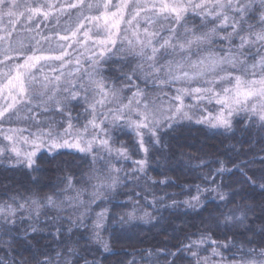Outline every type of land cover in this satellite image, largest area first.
Instances as JSON below:
<instances>
[{"label":"snow or ice","instance_id":"1","mask_svg":"<svg viewBox=\"0 0 264 264\" xmlns=\"http://www.w3.org/2000/svg\"><path fill=\"white\" fill-rule=\"evenodd\" d=\"M19 7L17 0H0V16L6 15L12 18L17 15L15 9ZM28 12L33 15L39 14L48 18L50 12L41 11L39 8L33 9L25 5ZM55 5H49V8ZM79 9L80 13L77 17L78 25L74 31H71V37H75L81 28L85 25L83 20L89 23L103 20V28L107 33L104 39L96 41L102 46L99 52H93L95 59L93 64L98 65L102 60H111L112 56L108 55L115 46L114 36L119 30L120 24L129 25L132 30L134 39H127L126 56L124 59L127 64H135V67L125 72L121 68V76L116 79L123 84V88H134L135 91L131 96L127 97V103L123 102L120 93L123 88L117 87L115 83L109 84L105 77L100 75L97 68H93L92 72H87L89 82L92 87L84 83L79 86L73 84L72 89H66L67 96L62 98L55 95L58 88L52 89L51 94L47 91L35 93L34 85L38 82L37 77L32 69H36L42 60L57 59L62 60L63 55L44 56V55H28L22 62L15 65L12 75V69L3 73L4 82L0 83V95L7 93V99L11 103L0 106V120L7 118L11 120L13 117L19 119L17 115L23 105V110L32 113L25 119L33 121L36 125L46 124L47 131L41 128L39 131L29 133L24 136L26 129H10L9 135H5L4 139L12 144L9 149L8 145L0 148V155H4L5 151L10 150L16 157L23 156L18 163H24L29 169L33 168L36 163L34 157L37 153L47 148L49 152L57 149L70 148L81 153L92 155V164L104 162L105 167L97 169L91 168L92 175L89 180L95 179L97 184L92 185L95 191L92 195L95 197L100 193L101 188L114 190L120 181L118 175L121 169L115 167L111 157L115 153L116 158L129 159L128 149L124 146L114 148L113 136L110 129L124 130L130 128L135 131L140 144V150L144 152V158L135 161L138 166L137 172H144L147 166V156L149 146H146L144 135L151 134L156 138L155 142L159 143L157 137V128L161 121L157 119L156 111L150 107V103L145 100L146 93L135 81L143 77L145 85L151 82L153 85H168L175 87V92L171 96L173 104L169 105L171 115L166 116L170 122L179 119H192L186 108H192L201 102L220 105L218 114L211 117H202L197 123H209L212 127H222L226 130L232 127V117L241 112L250 113L256 117L264 128V0H132L131 7L129 0H118L113 3L112 0H104L103 4L97 0L96 3H85V0H74L72 3L60 6V11L64 8ZM103 8L99 16L85 15L84 10L87 8ZM112 9H115L114 11ZM128 12L130 19H125V12ZM24 15L23 12L19 13ZM31 16L28 17L31 20ZM255 21V23H253ZM83 35L85 39H90L87 32ZM2 39V37H0ZM68 35L60 36V40H69ZM70 46V45H69ZM118 51H124L119 49ZM24 56V53H18V57ZM11 57H6L10 59ZM130 58V59H129ZM91 59V57H90ZM79 63V61H77ZM127 66V65H125ZM99 77V78H97ZM59 80V77H56ZM43 84L45 89L51 81L45 77ZM217 84L221 87L217 89ZM163 91V88L161 89ZM91 92V98L89 97ZM167 95V93H165ZM81 97L87 105L85 112L88 115L85 123L77 128L73 123L71 111L68 104L70 101L80 102ZM185 97H191L196 104H185ZM35 101V104L33 103ZM54 105V107H50ZM109 105H113L109 107ZM58 113L62 120L48 119L41 121L38 116L41 112ZM133 114L137 117L133 119ZM255 123V121H253ZM66 124L67 127L63 131H57L56 125ZM171 127V123L168 124ZM142 130H147L144 132ZM19 134V138L25 144L30 146L29 150L21 153V151L13 143L14 136ZM118 139V137H117ZM106 155H101L100 153ZM252 162L243 165L244 168L249 167ZM38 171V169H35ZM237 170H241L237 166ZM219 172L227 171L223 166ZM247 177V173H243ZM249 182L255 183L251 177H247ZM264 180V177L261 178ZM156 183V181H152ZM161 184L165 181L161 180ZM264 187V183L261 184ZM219 186H217L218 188ZM67 188H73L71 178L68 179ZM197 186V193H202ZM208 192H215L217 189L208 188ZM82 191H77V196L67 198L68 208H77L83 205L84 201L80 199ZM54 195H47L43 203L39 199L29 197L24 203H7L6 206L0 205V230L6 235L12 236L18 227V223L25 219H32L31 213L28 217L20 216L18 213L25 210V206L35 205V217L38 220L41 215L40 209L52 208L59 211H66L63 207L65 201L57 203ZM221 200L225 199L223 193H219ZM16 201V197L12 198ZM197 204L200 203V195L192 198ZM30 201V203H29ZM175 203V201H173ZM189 207H195L190 201H185ZM87 210L81 212L79 216L73 219L74 214H68L65 217L60 215L50 217L52 226L56 228V232L65 231L60 225H67L66 231L70 234L74 227L83 226V220L86 217ZM146 217L148 213L144 214ZM104 213L97 216L96 228L103 223ZM123 219V218H122ZM128 219H135L133 213L128 214ZM224 221H239V226H243L241 217H233L224 214ZM127 222V221H125ZM29 227L33 232L37 231L35 224ZM97 237L99 236L96 233ZM27 231H25V237ZM210 240V237L202 236L199 240H193L190 244L183 245L178 251L188 250L196 259V264H201L202 258L199 256V245ZM216 245L215 240H211ZM234 242H227L212 248V256H220L219 248L236 247ZM107 250V245H105ZM242 251V249H241ZM68 252L75 255V248H69ZM256 249L249 248L248 254L255 255ZM175 256V253H171ZM259 255L264 258V247L259 251ZM60 253H57L59 258ZM211 258L204 257L203 264H210ZM14 264V262H13ZM21 264H24L21 261ZM42 264H53L51 259H47ZM65 264H70V260L66 257ZM85 264H89L85 261ZM221 264H224L222 261ZM226 264H264V259L259 261L248 259L237 261L235 257Z\"/></svg>","mask_w":264,"mask_h":264},{"label":"trees","instance_id":"2","mask_svg":"<svg viewBox=\"0 0 264 264\" xmlns=\"http://www.w3.org/2000/svg\"><path fill=\"white\" fill-rule=\"evenodd\" d=\"M124 57L114 59L112 56L104 64L102 73L106 82L120 85L116 78L121 76V68L127 72L134 67L135 64H127ZM137 81L149 94L150 85L141 84V79ZM69 106L75 123L81 117H88L85 104L76 102ZM186 111L192 119L168 121L165 127L157 128L159 143L150 133L144 135L149 152L146 170L142 173L136 171L135 163L145 155L138 138L130 132L115 134L114 148L126 147L130 158L118 160L115 153L107 157L121 169L113 173L120 181L114 190L101 188L102 195L95 197L92 185L98 181L88 179L92 175L91 168L101 169L106 165L102 161L93 165L90 154L66 149L42 151L37 154L32 169L24 163L10 164L2 159L0 205L6 206L7 202L15 207V203H24L29 197L43 203L47 195L55 194L57 203L65 201L66 211L42 208L37 220L33 211L36 206L26 205L18 217H28L31 213L32 219L23 222L18 219L21 226L12 236L0 230V264H21V261L42 264L46 258L53 264H65L66 257L70 264H85V261L89 264H196L190 251L178 249L202 236L210 240L199 245L201 264L204 257L211 258L210 264L222 261L226 264L233 257L237 261L264 259L259 255L264 247V187L261 186L264 183L261 179L264 177V128L250 113L235 115L231 129L226 130L197 123L201 115H192L191 108ZM248 162L252 163L244 168ZM221 166L227 171L219 172ZM237 166L241 170H237ZM245 172L255 183L249 182ZM69 178L73 188H67ZM161 180L165 183L161 184ZM197 186L205 191L197 193ZM208 188L217 191L208 192ZM78 190L82 191L83 205L68 208L67 198L76 197ZM219 193L225 195L224 200L219 198ZM196 195H200L199 204L192 199ZM13 197H16L15 202ZM185 201L195 207H189ZM86 210L83 226L74 227L70 234L63 223L60 226L65 231L57 233L49 219L68 214H74L75 219ZM100 213H104L103 223L96 228ZM129 213H133L135 219L129 220ZM224 214L241 217L243 226H239V221L226 224ZM33 223L36 232L29 227ZM211 240L217 244L213 245ZM227 242L237 246L231 250L219 248L221 255L212 256L213 247ZM70 247L75 248V255L68 252ZM249 248L256 249L254 256L248 254ZM57 253H60L59 258Z\"/></svg>","mask_w":264,"mask_h":264},{"label":"rangeland","instance_id":"3","mask_svg":"<svg viewBox=\"0 0 264 264\" xmlns=\"http://www.w3.org/2000/svg\"><path fill=\"white\" fill-rule=\"evenodd\" d=\"M72 2H74V0H17L19 5V7L15 9L17 15H14L12 18L7 17L6 15L0 16V37H2V39H0V83L4 82L5 79L3 73L9 72V70L12 69L11 74L14 75L15 65L18 62H22L26 56L33 54L59 56L66 53L63 55L62 60H42L37 65L36 69H32V72L35 73L38 81L34 85L33 91L35 93L47 91L49 94H51L52 89L58 88V91H56L55 95L62 98L68 95V92L65 90L72 89L73 84L79 86L80 83H84L89 87H92L86 73L92 72L93 68H97L100 75L103 76L102 70L105 66L104 64H106L108 60H102L98 65L92 63V61L95 59V57L92 55L93 52H99L102 50V46L95 42L104 39L107 35L103 28V20L92 23H89L87 20H83L85 27L81 28L80 32L75 37H71V31H74L78 25L77 17L79 16L80 10L67 7H65L63 11H60L59 9L61 5H66ZM89 2L96 3L97 0H85L86 4ZM99 2L103 4L104 0H99ZM112 2L117 3L118 0H112ZM131 2L132 0H129L130 7ZM25 5L33 9L39 8L41 11L50 12V15L47 19L39 14L33 15L27 11ZM49 5H55V7L49 8ZM112 10L114 11L115 9ZM102 11V7L93 8L91 10L85 8L84 14L99 16ZM20 12H23L24 15L20 16ZM29 16L32 17L31 20L28 19ZM125 19H130L127 11L125 12ZM84 32L88 33L90 39H85V36L83 35ZM63 35H68L70 39L60 40V36ZM125 36H127V39H134L129 25L121 23L118 32L114 36L115 46L112 47V51L108 53V55H112L114 59L123 58L126 56V49L128 45ZM119 49L124 51H118ZM21 52L24 53V56L18 57V53ZM6 57L11 58L6 59ZM77 61H79V63H77ZM45 77L51 81V83L48 84L47 89H45L43 84L40 83H47V81H45ZM56 77H59L58 81L56 80ZM141 80L142 82L140 83L144 85L143 77H141ZM135 82L138 84L139 81ZM109 84L111 85L112 83ZM147 85H150L149 90L151 91H149V94H146L144 99L150 103V107H153L154 110L158 109V111H156V116L157 119L161 121L158 128H161L162 126L165 127V124L168 122L166 116L171 115L169 105L173 104L174 102L171 101L170 98L174 94L176 85L168 86L160 85L159 83L153 85L151 82H149ZM116 86L123 88V85L121 84ZM216 87L219 89L221 85L217 84ZM162 88L163 91H161ZM170 89H173L171 90V93ZM133 91L134 88H123V91L120 93V95L124 103H127V97L131 96L130 94ZM165 93H167V95ZM89 97L91 98V92H89ZM187 99L191 101L190 104H196V102L193 101L191 97H185L186 105H188ZM6 103H11V100L7 99V93L5 92L3 95H0V106H3ZM33 103L35 104V101ZM72 103H76V101L69 102V109V105H72ZM79 103L85 104L82 97ZM85 106L87 107L86 104ZM112 106L113 105H109V107ZM18 107L21 108V111L17 114L20 117L19 119L13 117L11 120H8L7 118L0 120V148L4 147L5 145H8L9 149L12 147V144L4 139L5 135L11 134L10 129H26L27 131L23 133L24 136H28L29 133L37 132L41 128H43L44 131H47L46 124L36 125L33 121L25 119V117L30 116L32 113L24 111L23 105H18ZM50 107H54V105H50ZM220 108L221 106L215 102H201L196 107H192L191 112L192 115H196L197 113L200 114L201 118L211 117L218 114ZM233 117L231 119H233ZM88 118L89 117H81L78 120V123H75L74 121L73 123L77 128H80ZM132 118L136 119L137 117L133 114ZM38 119L41 121H47L48 119L60 121L62 120V117L58 113L54 114L53 112L49 111L47 113L41 112L38 116ZM183 120L184 119L177 118V120L174 122H183ZM64 127H67V125H62L60 123L56 125L57 131L60 132L63 131ZM110 131L112 133L113 139L115 138V134L118 133L120 135L124 132H130L136 136L135 131L130 128H126L122 131L110 129ZM113 142L114 140L112 143ZM13 143L21 151V153L28 151L30 148L28 144H25L23 140L19 138V134L14 136ZM115 148L117 147L115 146ZM65 149L77 151L70 148H62L57 150ZM42 151L49 150L47 148H43L38 153ZM100 154L104 155L105 153L101 152ZM35 158L36 157H34V159ZM2 159L5 160V162L9 161L10 164H16L15 162L20 159L22 160L23 156L18 158L10 150H7L5 151L4 155H0V161Z\"/></svg>","mask_w":264,"mask_h":264}]
</instances>
